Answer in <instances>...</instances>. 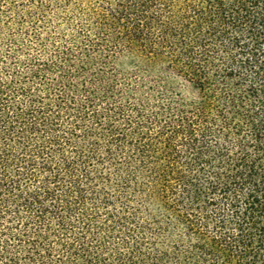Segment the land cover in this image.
<instances>
[{"label":"trees","instance_id":"1","mask_svg":"<svg viewBox=\"0 0 264 264\" xmlns=\"http://www.w3.org/2000/svg\"><path fill=\"white\" fill-rule=\"evenodd\" d=\"M0 264H264V0H0Z\"/></svg>","mask_w":264,"mask_h":264}]
</instances>
